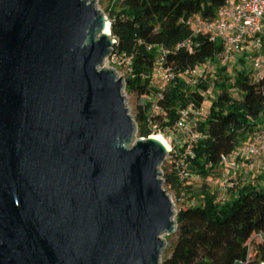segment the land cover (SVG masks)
I'll use <instances>...</instances> for the list:
<instances>
[{"label": "water", "instance_id": "obj_1", "mask_svg": "<svg viewBox=\"0 0 264 264\" xmlns=\"http://www.w3.org/2000/svg\"><path fill=\"white\" fill-rule=\"evenodd\" d=\"M114 44L89 0H0V264H160L168 149L126 147Z\"/></svg>", "mask_w": 264, "mask_h": 264}, {"label": "trees", "instance_id": "obj_2", "mask_svg": "<svg viewBox=\"0 0 264 264\" xmlns=\"http://www.w3.org/2000/svg\"><path fill=\"white\" fill-rule=\"evenodd\" d=\"M110 1L106 15L115 41L112 52L116 57L130 58L125 89L140 99L134 118L136 135L141 139L163 135L177 122L181 110L190 106L197 109L207 99L203 94L209 90L208 81L201 78L193 83L182 75L208 60L221 59L222 49L205 36H192L185 21L194 14L213 16L222 0ZM186 41L190 42V51L176 49ZM161 55L174 79L158 97L150 79ZM212 81L213 101L197 127L204 138L194 145L188 165L189 172L201 180L199 189L195 191L191 182H179L174 173L163 176L164 185L175 198L188 203L178 210L175 223L178 239L188 243L190 252L185 258L176 246L161 264H264V175L258 177L260 185L251 181L231 184L226 190L228 198L223 200H218L206 185L221 166L220 157L230 154L262 122L264 77L254 83L247 74L238 72L227 84L222 66L217 67ZM231 90L236 91L237 98ZM154 100L159 102L163 116L149 115ZM149 122L158 124V130H153ZM249 248L254 256L247 259L244 254Z\"/></svg>", "mask_w": 264, "mask_h": 264}, {"label": "built area", "instance_id": "obj_3", "mask_svg": "<svg viewBox=\"0 0 264 264\" xmlns=\"http://www.w3.org/2000/svg\"><path fill=\"white\" fill-rule=\"evenodd\" d=\"M185 24L192 36H205L211 42H216L221 46L222 58L214 60H222L225 66L229 58L241 56V60H246L251 66L247 73L250 81L257 83L263 79L264 0H222L216 6L213 16L204 18L199 14H194L185 21ZM180 47L187 51L191 50L189 41L178 45L176 49ZM163 55L156 60L150 79L151 86L158 91V97L174 79L171 69L163 65ZM117 59H120L126 70H130V58L117 57ZM210 61L213 60L186 70L182 76L195 83L203 78V67L209 66ZM203 95L206 96V94ZM149 112L151 117L164 115L157 100L152 102ZM205 115L204 104L197 109L190 106L181 110L177 122L163 132L162 136L168 139L171 148L159 167L162 179L166 172L174 173L179 182L184 184L199 179L189 172L188 165L193 159L194 145L204 138L197 127ZM149 125L153 130H158V124L149 122ZM180 149L183 151L180 152ZM220 160L221 166L232 173L231 177L241 166H245L251 173L254 170L260 174L264 172V118L245 141L241 142L230 154L222 155ZM231 177H223L221 181L223 189L229 184ZM162 181L164 182V179Z\"/></svg>", "mask_w": 264, "mask_h": 264}, {"label": "rangeland", "instance_id": "obj_4", "mask_svg": "<svg viewBox=\"0 0 264 264\" xmlns=\"http://www.w3.org/2000/svg\"><path fill=\"white\" fill-rule=\"evenodd\" d=\"M94 3L96 9L101 12L104 16H106V11L110 6L111 1L110 0H89ZM209 66H204V75L203 78L205 81L209 82V90L206 94V98L204 101V110L205 112L208 110L209 106L211 105L213 101V79L215 77V73L217 72V67H222L223 61L222 60H213L210 61ZM101 69L106 70V71H113L115 75L122 80L123 88H122V94L125 99L126 107L128 109V113L131 116V118L134 121L135 114H136V106L139 103V100L134 94H129L127 93L125 89V76H126V68L124 64L120 61V59H117L116 56H114L112 50L108 57L104 60L102 63ZM251 68L250 64L246 60H241V56H233L229 58L225 62V76L227 78V84L232 83L234 81V78L238 72H244L247 74L249 72V69ZM231 93L237 98V94L235 90H231ZM135 123V121H134ZM136 126V124H135ZM164 137V136H163ZM166 139V137H164ZM139 138L135 134L131 140V142L126 145V147H131L138 141ZM166 141L169 143L168 139ZM170 145V143H169ZM161 173V171H159ZM213 175L209 177L206 180V185H208L209 190L214 193L217 196L218 200H223L227 199L228 195L226 193V190L228 187H230L231 184L234 183H248V182H253L255 185H260L262 184L258 179H253V175L260 174V172L254 170L252 173H250L246 167H240V169L234 174V176L231 177L232 173L230 171L225 170L222 166L218 167L215 169ZM231 177L229 179L230 182L228 185H226L225 189H223V186L221 184V181L223 177ZM162 179V176H161ZM163 180V179H162ZM195 185V191L199 189L201 180L196 179L192 181ZM163 189L166 191L168 194L172 205H173V212H174V220L176 217V214L178 210L182 207H185L188 203L185 200H177L175 198L174 193L164 185L163 182ZM196 200V199H195ZM161 240L164 241L163 248L160 252V257H159V263L161 264L163 260L167 259L170 257L172 254L173 250L175 249L176 246L179 247V254L183 257H188L190 249L189 245L186 241H180L178 239L177 235V227L175 224V231L171 234H163L161 236ZM254 256V250L252 248H249L245 254L244 258H250ZM256 263V262H255ZM236 264H244L242 262H237ZM257 264V263H256Z\"/></svg>", "mask_w": 264, "mask_h": 264}, {"label": "bare ground", "instance_id": "obj_5", "mask_svg": "<svg viewBox=\"0 0 264 264\" xmlns=\"http://www.w3.org/2000/svg\"><path fill=\"white\" fill-rule=\"evenodd\" d=\"M106 26H108L107 24H106ZM105 33H107L108 34V32L106 31ZM149 137H154V138H158L166 147H167V151H169L170 150V145H169V143L166 141V139L161 135V134H153V135H151V136H149ZM166 151V152H167Z\"/></svg>", "mask_w": 264, "mask_h": 264}, {"label": "crops", "instance_id": "obj_6", "mask_svg": "<svg viewBox=\"0 0 264 264\" xmlns=\"http://www.w3.org/2000/svg\"><path fill=\"white\" fill-rule=\"evenodd\" d=\"M242 167H244V169H245V166H242ZM250 173H251V172H250ZM262 175H264V172H262L260 175H258V174H257V175H253L252 178H253V179H258V177H259V176H262Z\"/></svg>", "mask_w": 264, "mask_h": 264}]
</instances>
